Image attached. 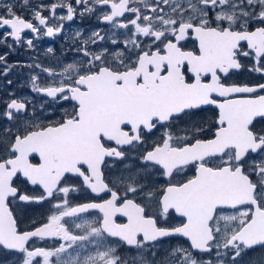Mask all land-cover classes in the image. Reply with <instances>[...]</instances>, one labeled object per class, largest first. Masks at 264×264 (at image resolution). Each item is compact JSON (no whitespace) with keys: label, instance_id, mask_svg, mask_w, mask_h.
Listing matches in <instances>:
<instances>
[{"label":"snow or ice","instance_id":"6c2138e0","mask_svg":"<svg viewBox=\"0 0 264 264\" xmlns=\"http://www.w3.org/2000/svg\"><path fill=\"white\" fill-rule=\"evenodd\" d=\"M93 17L106 27L65 36L61 71L8 63ZM0 45L5 87L27 68L51 101L9 92L0 111V264H264V82L234 78L264 79V0H0ZM44 204L22 230L16 208Z\"/></svg>","mask_w":264,"mask_h":264},{"label":"flooded vegetation","instance_id":"af4514ba","mask_svg":"<svg viewBox=\"0 0 264 264\" xmlns=\"http://www.w3.org/2000/svg\"><path fill=\"white\" fill-rule=\"evenodd\" d=\"M54 2V0H32V4H39L43 3L45 5L51 4ZM74 3V0H73ZM18 13L20 14H26V9H20L17 8ZM45 15H48L47 12L44 13ZM59 14V13H58ZM27 18V15H26ZM65 32L61 36L57 37H41L40 39L36 40L35 43L37 45L36 52L29 53L24 48L20 46H16L13 52L8 56V63H13L15 61H27L31 62L32 56L38 55L40 58V62L44 65L45 61H52L53 68L56 69L57 72L61 71L59 67H61L62 63L69 62L72 59L71 53H66V44L69 43V41L65 40V36H71V34L78 28H85V29H92V28H105L106 26L103 24H97L95 18L93 17L90 20H85L83 24H81L79 19H76L71 22H65ZM25 36H31L30 32H26L24 34ZM187 47L191 48L193 46L192 41L187 42ZM48 47H53L56 50L55 56H46L45 49ZM8 49L2 45H0V54H3L7 52ZM68 56V60H64V56ZM57 61H60V63H57ZM246 64L249 63V61H244ZM29 74V69L27 68H14L12 72L7 76L6 79L12 80L13 83L10 87H5V79L3 77H0V111L3 110L4 107V101L8 99L7 93L9 92H15L18 97H27L31 99L36 107L37 112L39 113L41 111L40 104L44 103V100L48 103H51V101L48 98H44L41 95L37 93H33L30 91V87L27 82V76ZM237 80L243 81V82H251V83H257V82H264V79H261L258 74L255 73H249L248 71L241 72L238 76L234 77ZM43 82V77H42ZM264 94V93H262ZM63 106L66 107V109H71V104H65L61 103L59 106H57V110L52 115L50 113L45 114L43 110V115L48 117L49 120L58 119L61 114V110ZM50 110L51 108H47ZM216 110L214 108H209L205 113H201L200 115L205 116L206 118H214L213 113ZM34 162H38V157L33 158ZM187 175L191 176L193 174V170L191 168L187 169ZM105 175H109V173L106 171ZM179 178V177H178ZM22 179V178H21ZM21 181L18 180L17 183H20ZM67 183L71 185H78L80 183L79 179L69 175ZM29 190L31 188L29 187ZM72 198L83 202V201H94L97 199H106L107 196L104 194H101L100 197H97L96 194L91 193L88 190L81 189L79 193H73ZM48 205L44 204L43 206H30L26 210H21L20 208H16V214L19 217L20 221V227L22 230H27L30 223L39 218L40 216L46 214ZM92 215H96V213H92ZM118 222H123V218H118ZM170 224H177L180 223V218L178 217H172L168 221ZM32 243L35 246H41V247H52L56 244L55 240H46V241H37L34 240ZM89 251H91V246L88 248Z\"/></svg>","mask_w":264,"mask_h":264},{"label":"rangeland","instance_id":"374dc122","mask_svg":"<svg viewBox=\"0 0 264 264\" xmlns=\"http://www.w3.org/2000/svg\"><path fill=\"white\" fill-rule=\"evenodd\" d=\"M44 66H45V67H49V66H50V67H53V63H52V61H45V62H44ZM59 68L61 69V67H59ZM45 102H47L46 99L44 100V103H45ZM56 108H57V107H54V108H51L50 110H48L47 108H45L44 113H45V114L50 113V114L52 115V114L55 113V111L57 110ZM64 109H66L65 106H63V108H62V109H59V110L63 111Z\"/></svg>","mask_w":264,"mask_h":264}]
</instances>
